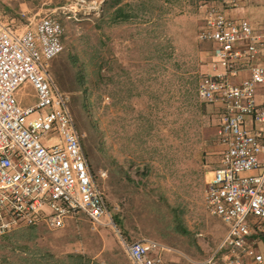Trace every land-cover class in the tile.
Instances as JSON below:
<instances>
[{"label": "rangeland", "instance_id": "374dc122", "mask_svg": "<svg viewBox=\"0 0 264 264\" xmlns=\"http://www.w3.org/2000/svg\"><path fill=\"white\" fill-rule=\"evenodd\" d=\"M70 1L0 0V21L62 25L64 50L49 72L68 97L108 218L126 242L163 247V264L200 263L226 230L204 208L223 149L218 107L197 97L212 51L198 39L205 0H105L95 16L62 13ZM254 242L264 256V237ZM0 264L132 263L111 227L77 214L61 228L1 237Z\"/></svg>", "mask_w": 264, "mask_h": 264}, {"label": "built area", "instance_id": "2783aa9c", "mask_svg": "<svg viewBox=\"0 0 264 264\" xmlns=\"http://www.w3.org/2000/svg\"><path fill=\"white\" fill-rule=\"evenodd\" d=\"M242 2L205 0L201 6L198 39L212 45L214 73L202 77L197 97L218 107L216 137L223 148L207 183L204 208L226 227L202 264H264L254 242L264 237V102H257V91L264 86V29L234 18L243 17ZM104 5L105 0H71L60 10L95 16ZM63 34L52 17L24 27L0 21V238L41 224L61 228L83 214L94 227L112 228L132 264H163V247L151 240L126 242L108 218L68 97L49 72L50 62L64 50ZM245 61L248 77L233 83ZM27 87L30 96L24 93ZM19 94L34 102L22 105Z\"/></svg>", "mask_w": 264, "mask_h": 264}, {"label": "crops", "instance_id": "0c3cea01", "mask_svg": "<svg viewBox=\"0 0 264 264\" xmlns=\"http://www.w3.org/2000/svg\"><path fill=\"white\" fill-rule=\"evenodd\" d=\"M242 4H243V10L240 12V16H243V17H234V18H245L250 22L254 30H263L264 29V0H243ZM211 62H212V56L209 55L206 65L203 66L204 71L206 72V75L214 73ZM260 62L264 64V55L260 56ZM239 67H240L239 68L240 70L238 71L237 75L231 78L233 83H239L242 79L247 78L249 75L248 64H246V61L244 63H241ZM221 71L222 69L218 67L217 72H221ZM17 100L22 105L23 104L26 105L28 104V102H31V103L34 102V98H31L30 100H28L27 98L23 97L20 94L17 95ZM257 102L258 103L264 102V86L259 88L257 91ZM217 111L219 114V110ZM263 129H264V125H263ZM205 258L203 259V261L205 260ZM203 261H201L198 264H202Z\"/></svg>", "mask_w": 264, "mask_h": 264}]
</instances>
